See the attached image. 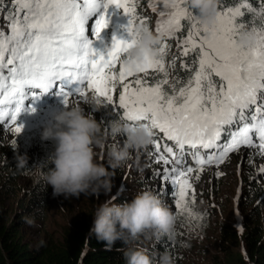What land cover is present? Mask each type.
<instances>
[{
    "label": "snow or ice",
    "instance_id": "snow-or-ice-1",
    "mask_svg": "<svg viewBox=\"0 0 264 264\" xmlns=\"http://www.w3.org/2000/svg\"><path fill=\"white\" fill-rule=\"evenodd\" d=\"M137 2L13 0L14 11L4 17L8 31L0 29V123L10 122L17 133L23 131L24 125L17 121L25 111L27 89L47 93L58 81L67 79L80 85L75 90L80 96L91 89L111 105L112 94L120 85L123 91L118 108L123 109L122 118L133 124L143 122L154 136L157 130L174 142L169 146L153 139L155 162L165 166L156 175L172 188L176 214L198 218L191 208L195 202L194 172V179L199 181L205 165L224 162L242 145L257 148V154L264 156V21L259 26L252 22L254 45L242 47L238 43L247 27L241 7L261 17L264 8L254 9L249 4L222 7L217 23L209 29L190 11L187 0H161L163 19L157 32L172 36L182 27L187 32L182 55L193 58L183 65L189 75L182 80L170 78L175 58L166 67V43L161 44L158 56H147L143 64L134 68L126 64V53L136 44ZM113 6L129 17V38L114 37L105 54L87 33L91 31L95 39L100 38L109 26L108 13ZM92 17L96 19L89 29ZM139 20L146 26L143 18ZM150 71L162 76H154L149 83ZM128 77L135 79L128 81ZM31 94L35 96L36 92ZM60 94L68 104L73 93L61 85ZM201 150L211 151L201 155ZM189 154L196 162L195 169L187 164L185 157ZM259 172L264 173V166ZM161 194L168 195L166 187L161 188Z\"/></svg>",
    "mask_w": 264,
    "mask_h": 264
},
{
    "label": "trees",
    "instance_id": "trees-1",
    "mask_svg": "<svg viewBox=\"0 0 264 264\" xmlns=\"http://www.w3.org/2000/svg\"><path fill=\"white\" fill-rule=\"evenodd\" d=\"M244 4H249L254 9L264 8V0H220L219 11L222 7L227 9ZM13 6V2L0 0V11L6 15H9ZM151 8V5L144 3V0H138L136 4L138 19L135 27L141 25L139 18H143L146 21V26L152 30L155 19ZM243 11L245 15L242 20L249 28L253 27V21L255 25H261L260 21L264 17L255 12H249L246 7ZM4 17L2 18L0 15V28L7 22ZM182 28L180 35L176 38L174 35L168 36L169 43L173 48H171V52L167 51L164 59L166 67H169L175 58L174 66L170 68V78L178 77L183 80L189 75V71L183 65L193 57L182 55V40L187 35L185 28ZM119 66L116 67L117 72L120 69ZM154 76L160 78L162 74L148 75L149 83L153 81ZM121 88L120 85H117L116 90L119 91ZM119 94L113 95L111 105L107 104L104 98L98 97L102 101L101 115L98 118L94 116V118L101 122L107 140L110 137L112 140L117 137V135L111 134L112 122H128L122 118L123 109L118 108ZM119 136L125 138L123 135ZM224 138L220 142H223ZM160 142H164L163 137H160ZM54 145V141L46 143L41 135H36L32 141H27V143H22L20 139L17 141L12 139L11 143L0 146V264H126L125 252L129 249L141 248L130 245L132 239H128L127 243L118 240L110 250L104 242L98 241L95 235L90 233L95 213V208H92L91 205L84 207L80 214L72 218L68 224L62 225L58 236L47 232L44 235V240L40 241L37 246H31L24 240L21 228L30 219L45 220L50 208L52 189L44 176L55 166L51 159L56 148ZM151 146L153 147V144ZM234 154L238 155V152L236 151ZM19 156H26L24 159L28 160L23 168L17 167L16 159ZM261 189V181L251 175L249 188L244 191L241 198L242 208L246 212L248 222L244 233L226 220L221 221L220 248L230 264H249L248 256L246 257L242 251L244 248H247V253L251 256L253 264H264V221L262 216L264 192ZM24 200L27 201L26 205L18 208L13 207L14 202L20 201L23 205ZM116 203L122 204L125 203V200L119 199ZM161 238L162 241L156 245V248L145 249L147 253L152 256L156 250L157 257L159 254L167 252L174 258L175 264H181L178 255L180 238L177 231L171 235H163Z\"/></svg>",
    "mask_w": 264,
    "mask_h": 264
},
{
    "label": "rangeland",
    "instance_id": "rangeland-1",
    "mask_svg": "<svg viewBox=\"0 0 264 264\" xmlns=\"http://www.w3.org/2000/svg\"><path fill=\"white\" fill-rule=\"evenodd\" d=\"M8 2L12 3L13 0H8ZM144 3L151 5L155 24L159 26L163 19L160 15L162 10L161 0H144ZM189 9L193 11L190 7ZM241 10H245V7H241ZM13 11L14 6L11 7L9 15ZM165 11L170 12L171 9ZM121 13L122 14L119 13L118 9L113 11L114 18H110L109 26L98 39V41H101L102 48L106 53L108 49L111 48V39L115 34L123 33L126 39L129 38L126 31L129 17L124 14L122 9ZM108 14L109 16L112 14L111 8ZM0 15H2L3 18L6 13L0 11ZM258 20L259 19H257V21ZM262 21H264V19H261L260 22L262 23ZM6 25L7 22L0 29L7 32L8 29ZM252 28L253 27L249 28V26H247L244 31H252ZM182 29L183 28L173 34L175 38L180 35ZM156 33L162 37V44L170 42L168 36H163L159 32ZM171 48H173V46H168L167 51L171 52ZM118 66L117 64L116 67ZM154 74L155 73L151 71L149 72L151 76ZM137 75L142 76L144 74L138 73ZM216 78L217 77H214V79ZM127 79L128 81H132L135 77H128ZM122 91L123 89L121 88V90H116L112 95L115 93L121 94ZM92 96L99 97L94 91L87 89L85 96H73L68 100V105H79L85 109L86 113L91 112L93 116L98 118L101 115V107L99 110H96L87 100V98ZM64 109L65 103L56 104L49 107V109L44 112H37L26 119L23 118L22 121L19 122L24 125L21 133L15 131V125L10 128H1L0 126V146L5 145V143H11L12 139L15 141L20 139L22 143H27V141H32L36 135L42 136L44 129L55 123L54 116ZM156 132L157 137H154V139L164 137L166 143L162 144L174 143L167 141L166 137L158 133L157 130ZM124 140L125 138L119 135H117L114 140L110 137L106 142L103 153L98 155L99 162L104 163L107 167V151L110 149V146L112 147L114 144L122 146ZM225 140L226 138H224L223 142H225ZM51 142L52 140H46V143ZM54 146L56 147V145ZM99 151L100 150H98V152ZM207 151L208 150H201V155H205ZM235 152H230L228 158L220 164L213 163L211 165H205L204 171L200 173L199 181L194 179L196 173L194 172L192 174V182L195 188V202L191 204V208L193 213L197 214L198 218L176 214L177 210L173 198L170 195L172 188L165 185L160 176L156 175V173L161 172L165 166L162 163L155 162L156 153H153V147L150 144L146 148L133 151L130 159L121 167L115 169V175L113 177L114 186L110 192L101 190L99 193L95 194L91 192L81 194L78 198L74 196L65 198L63 195L54 196L53 189L50 186L52 189L49 201L50 208L45 220L30 219L29 221H32V223L27 222L21 228V233L24 240H26L29 245L37 246L40 241L44 240V235L47 232L53 236H58L62 225L68 224L72 218L79 215L83 208L88 205H91L96 211L99 205L105 201L111 200L116 203L119 199H124L125 202H131L138 193L142 191H151L162 200L165 206L170 208L177 218L175 231H177L180 238L178 255L181 259V264H230L220 248L219 231L221 221L226 220L244 233L247 229L248 222L246 212L242 208L241 198L243 197L244 191L249 188L251 175L256 176L259 181H261V191L264 192V173L259 172V168L264 166V156L257 154V148H250L243 145L237 151L238 155L234 154ZM185 159L189 166H192L194 169L197 167L195 160L190 154L186 155ZM249 161H251V163ZM109 171H112V169L109 168ZM217 173H220V175H217ZM162 187H166L168 195L161 194ZM26 204V200L23 201V205H21L20 201H16L13 207L18 208ZM262 208L264 221V206H262ZM161 239L162 238L156 239V237L149 233L132 239L130 245L149 250L156 248V245L161 243ZM242 251L246 257L248 256V263L253 264L251 256L247 253V248H244ZM155 253H157L156 250ZM156 259L158 260L159 256H157Z\"/></svg>",
    "mask_w": 264,
    "mask_h": 264
},
{
    "label": "clouds",
    "instance_id": "clouds-1",
    "mask_svg": "<svg viewBox=\"0 0 264 264\" xmlns=\"http://www.w3.org/2000/svg\"><path fill=\"white\" fill-rule=\"evenodd\" d=\"M219 4L220 0H188L202 25L209 29L217 23ZM135 39L136 44L126 53L125 61L133 68L143 64L147 56H158L162 44V37L143 25L136 26ZM238 43L242 47L254 45L256 36L251 31H243ZM87 100L96 110L102 106L101 99L95 96ZM54 121L42 133V139L52 140L56 145L51 158L55 166L45 173L44 179L52 187L54 196L63 195L65 198H78L81 194H95L101 190L110 192L114 186L115 169L128 161L133 151L146 148L154 139L151 127L143 123L112 122L111 134L123 135L125 140L122 146L114 145L107 151L106 167L99 162L98 155L105 149L107 135L91 112L86 113L79 105L65 104V109L54 116ZM25 157L16 159L17 167L23 168L28 163ZM176 219L156 194L142 191L131 202L117 204L108 200L100 204L93 215L90 233L110 250L118 240L127 243L128 239L149 233L156 239L171 235L175 231ZM156 255L150 256L144 249H129L125 252L126 264H175L167 252L159 254L158 260Z\"/></svg>",
    "mask_w": 264,
    "mask_h": 264
},
{
    "label": "water",
    "instance_id": "water-1",
    "mask_svg": "<svg viewBox=\"0 0 264 264\" xmlns=\"http://www.w3.org/2000/svg\"><path fill=\"white\" fill-rule=\"evenodd\" d=\"M116 38H120V39H123V36H119V37H116Z\"/></svg>",
    "mask_w": 264,
    "mask_h": 264
}]
</instances>
